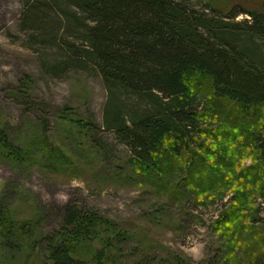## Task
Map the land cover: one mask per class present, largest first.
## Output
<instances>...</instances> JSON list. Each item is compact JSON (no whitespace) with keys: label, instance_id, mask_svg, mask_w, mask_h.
<instances>
[{"label":"trees","instance_id":"16d2710c","mask_svg":"<svg viewBox=\"0 0 264 264\" xmlns=\"http://www.w3.org/2000/svg\"><path fill=\"white\" fill-rule=\"evenodd\" d=\"M216 1L206 0L205 7L199 8L194 4H199L197 0H21L19 29L28 37L29 48L38 51L44 75L60 79L69 71H93L102 78L107 92L104 131L113 132L129 148L132 168L155 180L156 187L165 191L160 182L168 174L185 175L193 169L194 162L183 157L205 135L201 126L207 117L203 108L208 105L203 97L208 99L210 94L217 105L235 110L230 120L237 122H233L237 129L248 126L249 147L259 164V181H263L264 6L257 10L226 8L224 2ZM240 14L247 18L237 21ZM80 122L83 136L94 142L98 152L104 149L97 127L90 121ZM37 144L27 153L0 126V165L17 171L31 167L38 163ZM45 147L47 153L41 150L44 156L68 166L62 152ZM43 164L47 169L54 166ZM256 169H248V175L257 177ZM260 187L264 200V184ZM243 200L242 195H235L232 206H240ZM1 203L2 199L0 264L17 249L32 250L33 264H113L115 255H109L106 246L118 250V261V255L125 256L126 242L132 241L119 225L72 207L59 231L38 236ZM253 211L252 221L256 222L259 210ZM240 213L231 208L217 220L216 230H237ZM259 228L264 234V225ZM230 239L228 247L236 249L239 239L231 235ZM259 246L251 252L254 255L239 260L240 264H264V239ZM144 251L129 255H144ZM227 254L226 264H232ZM140 259V263L130 264L166 261L150 259V255ZM170 263L183 264L178 260Z\"/></svg>","mask_w":264,"mask_h":264},{"label":"rangeland","instance_id":"374dc122","mask_svg":"<svg viewBox=\"0 0 264 264\" xmlns=\"http://www.w3.org/2000/svg\"><path fill=\"white\" fill-rule=\"evenodd\" d=\"M219 1L226 8L257 10L264 6V0H217L216 4ZM197 2L199 8L207 4L206 0ZM22 10L21 0H0V126L27 153L38 143L34 149L38 163L21 171L0 165V201L14 218L32 226L36 235L47 237L62 228L68 208L98 214L132 238L123 247L125 256L106 246V252L115 255L113 264L140 263L144 255L162 257L166 261L161 264L175 260L226 264L227 252L232 264H240L239 260L254 255L251 252L264 239L259 228L264 225V200L259 191L264 180L259 181L262 175L249 147L248 126L237 129L236 121L230 120L235 110L217 105L210 92L201 88L210 94L208 99L203 97L208 105L203 108L207 117L201 126L205 135L183 157L194 162L193 169L185 175L168 174L160 182L163 191L155 180L135 172L129 148L113 132L104 131L107 92L97 73L69 71L60 79L44 75L38 51L29 48L28 37L19 29ZM246 18L240 14L236 20ZM79 121L97 127L104 149L98 152L94 142L83 136ZM44 144L62 152L68 166L44 156L42 151H48ZM43 163L54 166L47 169ZM177 165H181L178 159ZM254 167L257 177L247 173ZM197 188L202 192H195ZM235 195L244 199L238 207L232 206ZM231 208L241 212L238 229L216 230L217 220ZM257 209L258 219L254 218L258 224L251 216ZM230 235L239 239L236 249L227 245ZM101 246L103 249V243ZM134 250H145L144 255H129ZM257 250L259 254L260 248ZM7 257L5 264H31L35 259L30 249H17Z\"/></svg>","mask_w":264,"mask_h":264}]
</instances>
